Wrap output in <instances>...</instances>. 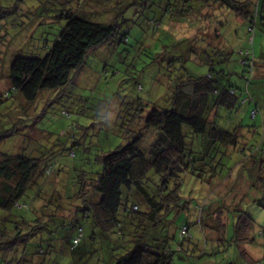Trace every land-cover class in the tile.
Wrapping results in <instances>:
<instances>
[{"label":"rangeland","instance_id":"374dc122","mask_svg":"<svg viewBox=\"0 0 264 264\" xmlns=\"http://www.w3.org/2000/svg\"><path fill=\"white\" fill-rule=\"evenodd\" d=\"M82 4L83 0H0V96L12 88L9 71L13 58L44 57L66 26V15L70 12L92 22L110 23L108 18L114 19L119 35L127 34L128 38L124 43L91 51L81 70L73 73L69 83L59 90L41 91L31 103L21 95L0 102V151L43 156L45 163L54 165L49 179L61 193L50 196L48 189L44 190L47 197L40 196V207L45 206L47 211L22 212L29 219L40 218L39 234L30 239L27 250L30 259L24 264H113L116 255L133 249L130 240L126 241L129 249H116V236L104 238L94 231L91 218L86 217L88 213L77 210L83 208L76 198L79 176L100 173L98 157L133 141L140 133L139 146L149 151L155 131L143 128L140 117L155 106L162 110L171 108L170 85L179 71L199 78L212 72V67L219 74L218 90L232 85L241 101L238 110L220 109L219 125L227 130L244 125L246 144H253L258 150L248 159V155L239 154L232 147L212 142L203 147L199 137L194 157L201 160L198 154H204L206 167L197 176L184 177L181 198L189 202V207L171 211L157 228L146 234L144 242L160 236L172 237L171 245L176 248L181 242L180 230L188 225L191 242L198 246L197 254L206 256L189 254L188 258H182L184 254L179 253L174 264H264V29L257 25L249 32V24L226 9L216 10L215 17L201 19L195 14L183 20L176 13L181 5H173V10L164 14L157 5L145 14H136L131 6L112 18V5L116 4L108 5L110 13L101 15L104 6L90 2L91 9H85ZM259 7L262 13L264 0H259ZM208 46L226 48L221 49L224 53L212 56L214 51ZM247 49L256 62L252 74L241 62L244 59L241 53ZM207 54L212 57L207 58ZM245 75L251 77V84L246 83ZM214 99L212 95L211 106ZM243 99L250 102L244 104ZM256 105L259 113L253 119ZM255 127L259 128L258 133L253 132ZM70 150L75 156L69 155ZM38 177L37 185L30 190L35 195L39 183L48 180L45 176ZM32 200L29 193L22 199ZM196 203L206 206L201 216L194 209ZM217 205L225 211L221 215L223 230L217 229L222 228L221 223L215 225ZM62 209L72 214L68 217L58 213L57 219L48 223L47 215ZM242 214L252 223L248 237L254 242L244 246L252 261L242 257L243 247H237L233 237L236 215L239 218ZM79 225L84 228V239L71 251L70 242ZM184 244L186 248L189 245ZM4 259L5 255L0 254V264H6Z\"/></svg>","mask_w":264,"mask_h":264},{"label":"trees","instance_id":"16d2710c","mask_svg":"<svg viewBox=\"0 0 264 264\" xmlns=\"http://www.w3.org/2000/svg\"><path fill=\"white\" fill-rule=\"evenodd\" d=\"M90 2L104 6L100 15L110 13L112 9L109 6L116 4L112 5V18L114 14L131 6L136 14H145L154 10L157 5L158 11L164 14L172 11L173 5H181L176 13L183 20L195 14H199L201 19L215 17L216 10L226 9L247 22L249 32L254 31L257 25L264 29V11L261 13L260 7L257 8L259 0H83L82 8L91 9ZM162 4L164 5L161 6ZM85 13L87 12H82V15ZM66 18V26L48 47L44 57L19 55L13 58L9 71L12 88L2 95L6 99L0 96V102L11 96L21 95L31 103L41 91L59 90L69 83L73 73L81 70L91 51L104 45L124 43L128 39L127 34L119 35L114 19L110 21L108 18L110 23L92 22L71 12ZM224 48L213 46L210 48L214 51L211 52L212 56L224 53L221 51ZM204 52L207 53L206 50ZM241 54L244 57L241 62L252 74L256 67V62L251 57L253 53L247 49ZM212 56L207 54V58ZM211 71L199 78L186 76L179 71L174 83L170 85L171 108L162 110L155 106L146 116L140 117L143 128L155 131L149 151H143L139 146L142 139L140 133L133 141L99 156L97 164L102 167L100 173L95 175L89 172L79 176L76 198L83 203V208L77 207V210L88 213L86 217L91 218L94 231H99L104 238L114 234L116 249H129L126 241L134 243L133 249L116 255L113 264H174V258L179 253L184 254L180 256L182 258L198 253V246L191 242L193 238L188 225L180 230L181 242L176 248L171 245L172 237L160 236L151 242H144V239L171 211L186 210L189 207V202L181 198L184 177L197 176L198 171L206 167L204 154H198L201 160L194 157L199 137H202L200 145L203 144V147L211 145L210 142L232 147L239 154L248 155V159L258 150L255 145L246 144L244 125L240 124L233 130L219 125L220 109L238 110L241 101L237 89L232 85L218 90L219 74L214 73V67ZM243 78L246 83L251 84V77L245 75ZM212 95L215 99L211 106ZM242 102L246 104L250 101L243 99ZM258 113L256 105L252 118ZM253 132L258 133L259 128L255 127ZM69 155L75 156L72 150ZM54 170V165L45 163L43 156L37 157L34 152L32 155H25L19 151L10 155L0 151V254L5 255L6 264H24L30 259L27 250L30 239L39 234L40 218L29 219L22 212L31 213L34 209L38 214L47 211L45 206L40 207V196L47 197L44 190L48 189L50 196H61L56 183L49 179ZM39 175L48 180L39 183L40 188L38 193L35 191V195L30 190L37 185ZM28 193L34 200L22 201ZM205 208V204L196 203L194 206L195 210L200 211V216ZM223 211L224 207L216 206L215 225L221 223L222 228H217L220 230L225 228L221 218ZM58 213L68 217L72 214L68 209L52 211L47 215L48 223L57 219ZM236 218L238 221L234 223L233 237L237 247H243L242 257L246 261H252L253 258L244 250L249 241L254 242L248 237L252 227L251 219L245 214L239 215V218L236 215ZM200 221L203 224V218ZM127 236L132 239H126ZM83 239L84 228L79 225L69 249L75 251ZM184 243L191 246L186 248ZM39 248L40 252H45L42 246ZM204 256L205 253L197 254L199 258Z\"/></svg>","mask_w":264,"mask_h":264},{"label":"crops","instance_id":"0c3cea01","mask_svg":"<svg viewBox=\"0 0 264 264\" xmlns=\"http://www.w3.org/2000/svg\"><path fill=\"white\" fill-rule=\"evenodd\" d=\"M261 1V0H260ZM260 5V4H259ZM261 233V232H260Z\"/></svg>","mask_w":264,"mask_h":264}]
</instances>
